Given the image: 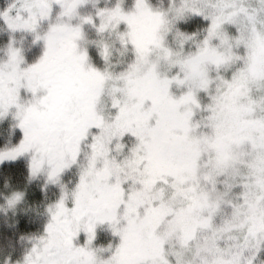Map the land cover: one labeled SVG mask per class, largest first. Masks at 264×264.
<instances>
[{
	"label": "clouds",
	"instance_id": "9594fccd",
	"mask_svg": "<svg viewBox=\"0 0 264 264\" xmlns=\"http://www.w3.org/2000/svg\"><path fill=\"white\" fill-rule=\"evenodd\" d=\"M0 264H264V0H0Z\"/></svg>",
	"mask_w": 264,
	"mask_h": 264
}]
</instances>
